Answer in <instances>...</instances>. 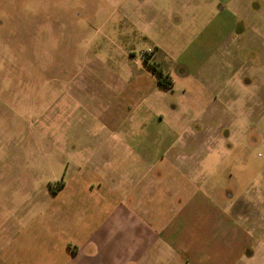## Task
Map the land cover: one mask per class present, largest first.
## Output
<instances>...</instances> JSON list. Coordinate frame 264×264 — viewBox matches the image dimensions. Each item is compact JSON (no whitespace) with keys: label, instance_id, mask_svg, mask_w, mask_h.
Segmentation results:
<instances>
[{"label":"rangeland","instance_id":"374dc122","mask_svg":"<svg viewBox=\"0 0 264 264\" xmlns=\"http://www.w3.org/2000/svg\"><path fill=\"white\" fill-rule=\"evenodd\" d=\"M92 155L163 172L141 189L164 214L209 196L229 252L208 264H264V0H0V264H43L3 252L5 227Z\"/></svg>","mask_w":264,"mask_h":264},{"label":"crops","instance_id":"0c3cea01","mask_svg":"<svg viewBox=\"0 0 264 264\" xmlns=\"http://www.w3.org/2000/svg\"><path fill=\"white\" fill-rule=\"evenodd\" d=\"M176 159L168 156L165 161ZM140 162L146 164L145 173L134 181L123 170L108 171L111 162L98 155L78 162L75 171L56 181L43 206L17 211L20 217L12 222L11 232L5 227L1 249L22 261L40 256L43 264H160L165 249L173 261L183 256L189 262V253L201 249L206 264L227 255V249L211 240L215 221L223 220L213 218L217 207L212 199L200 194L182 202L173 192L169 215L164 214L159 205L150 206L156 194L150 197L141 182L147 178L159 185L165 174L157 171L152 177L148 160ZM194 244L199 247L190 250Z\"/></svg>","mask_w":264,"mask_h":264},{"label":"flooded vegetation","instance_id":"af4514ba","mask_svg":"<svg viewBox=\"0 0 264 264\" xmlns=\"http://www.w3.org/2000/svg\"><path fill=\"white\" fill-rule=\"evenodd\" d=\"M152 71L155 74V78H156L157 84L159 86L163 87L164 89H169L170 88L169 87L170 86V81H168V79L164 76V74L162 73L161 69L159 68V66L156 63L153 65Z\"/></svg>","mask_w":264,"mask_h":264}]
</instances>
